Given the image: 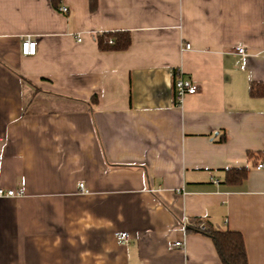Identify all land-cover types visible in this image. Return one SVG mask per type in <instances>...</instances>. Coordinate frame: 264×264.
<instances>
[{"label":"crops","instance_id":"0c3cea01","mask_svg":"<svg viewBox=\"0 0 264 264\" xmlns=\"http://www.w3.org/2000/svg\"><path fill=\"white\" fill-rule=\"evenodd\" d=\"M0 188V264H221L184 218L264 264V0H0Z\"/></svg>","mask_w":264,"mask_h":264},{"label":"trees","instance_id":"16d2710c","mask_svg":"<svg viewBox=\"0 0 264 264\" xmlns=\"http://www.w3.org/2000/svg\"><path fill=\"white\" fill-rule=\"evenodd\" d=\"M60 0H50L53 7H58ZM92 6V4H91ZM109 40L112 43H109ZM98 46L102 50H123L130 44L128 32H109L97 36ZM176 73H173V85ZM251 95L262 94V90L255 89L254 85L250 88ZM224 140V137H223ZM224 183L236 185L246 179L248 174L247 167L227 168L224 170ZM199 223L200 221H196ZM186 226L187 231L199 232L209 237L212 241L221 264H249L246 257L244 240L240 232L232 230L201 229L198 224ZM200 224V223H199Z\"/></svg>","mask_w":264,"mask_h":264},{"label":"built area","instance_id":"2783aa9c","mask_svg":"<svg viewBox=\"0 0 264 264\" xmlns=\"http://www.w3.org/2000/svg\"><path fill=\"white\" fill-rule=\"evenodd\" d=\"M60 12L66 14L68 12V8L66 6H60L58 9ZM109 43H112L109 40ZM185 48L189 49L190 44L186 43ZM235 51L239 54H244V49L242 47H236ZM21 52L25 55H32L35 53V42L30 39V36H22L21 37ZM176 77L174 80V93H175V101L177 104H180L186 95L195 94L198 90V86L191 80L184 76L180 71H175ZM257 169L263 167L262 163L257 164ZM79 187L83 188V184L80 183ZM23 191H14V190H4L0 188V198L2 197H16L21 196ZM183 226H187L189 224L186 218L183 219ZM199 228L204 229V225H198ZM114 238L121 244L127 245L129 243V235L126 232H115ZM174 247H180L181 242L176 241L173 243Z\"/></svg>","mask_w":264,"mask_h":264}]
</instances>
